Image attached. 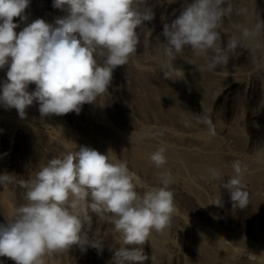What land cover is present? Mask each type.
Masks as SVG:
<instances>
[{"label":"clouds","instance_id":"1","mask_svg":"<svg viewBox=\"0 0 264 264\" xmlns=\"http://www.w3.org/2000/svg\"><path fill=\"white\" fill-rule=\"evenodd\" d=\"M29 5L30 0H0V69L7 67L0 85V106L16 109L21 119L34 103L41 119L72 112L79 115L83 105L96 103L108 93L114 70L135 55L138 29L155 16L149 0H52V7L64 12L63 16L54 23L43 18L27 23ZM234 12L246 15L247 9L235 8L234 0H183L178 15L163 25L161 33L164 78H171L165 69L185 49L203 57L205 63L185 61L199 72L212 71L227 64L230 53L245 42L264 34L262 19L250 26L237 25L239 35L222 44L219 30ZM17 17L26 24L18 33ZM30 84H35L31 92ZM197 122L206 126L210 136L216 135L210 115L197 116ZM148 159L157 169L164 168L166 148L154 150ZM231 167L234 175L226 182L215 167L207 169L206 178L220 180L233 208L244 209L249 203L244 183L247 165L235 160ZM173 182L172 174L164 171L158 185L138 191L126 160L84 145L53 155L32 179L0 174V187L18 185L24 190V203L15 207L12 218L0 223V257L15 264H45L46 256L73 245L82 251L102 250L103 242L91 239L86 231L95 215L111 223L122 238L124 246L114 251L111 264H145L149 256L144 245L152 232L171 226ZM211 204L222 206L221 197ZM151 260L154 264L155 257Z\"/></svg>","mask_w":264,"mask_h":264},{"label":"bare ground","instance_id":"2","mask_svg":"<svg viewBox=\"0 0 264 264\" xmlns=\"http://www.w3.org/2000/svg\"><path fill=\"white\" fill-rule=\"evenodd\" d=\"M150 1L157 5L159 17H166L169 21L178 15L183 3L181 0L172 4H168V0ZM237 1L238 9H247V14L235 13L232 21L229 17L231 25H235V31L237 25L250 26L251 19L254 20L251 18L254 0ZM42 7L35 0H30L27 23L36 19L35 11L46 12L47 8L42 10ZM14 22L20 23V27L15 30L17 33L26 26L18 17L14 18ZM222 29L219 30L221 36H230L234 31L228 29L230 33ZM241 49L240 52L248 56L252 77L259 75L260 69L263 73L264 63L257 59L264 56V49H259L257 40L245 42ZM185 58H177L165 69L171 76L168 79L164 78L160 70L161 59L151 60L147 57L139 64L129 65L126 75L113 85L112 94L108 89V93L99 97L96 103L83 105L79 115L71 113H74L75 124L69 126L70 131L75 132V139L83 138L99 152H110L117 160H126L135 175L138 191L158 185L161 172L169 171L172 174L174 212L171 226L163 232H152L144 245L145 254L149 256L145 264H153V256L154 264H264V131L257 127L264 120L262 73L261 79L255 77L258 81L252 87L248 85V80L245 82L240 79L242 77L225 75L227 73L224 71V74L222 70L218 73L199 72ZM6 72L7 67L0 69V85L6 79ZM34 89L35 84H30L28 90L31 92ZM240 93L248 97L250 104L259 110L255 109L246 121H242L251 128L252 134L248 135L239 125L244 110L233 112L234 115H222L219 112L224 98H232ZM38 109V104L29 106L25 118L36 117L40 114ZM3 114L19 117L16 109L0 106V115ZM204 114L212 117L215 136H210L206 126L197 122V116ZM225 119H229L228 122ZM8 130L13 131L19 141L31 142L32 153L41 162L78 147L75 139L66 138L59 130L49 136L38 135L30 131L27 125L21 124L14 127L9 125ZM161 146L166 148L167 164L157 169L148 157ZM235 160L247 165L244 183L249 193V203L244 209L233 208L230 194L221 187L220 180L206 178L207 169L215 167L221 171L226 182L234 175L231 164ZM0 189L3 190L2 187ZM6 196L12 204L14 201L7 192ZM220 197L222 204L226 205V208L223 207L225 210L211 204ZM176 208L187 214L192 223L187 218L179 217ZM101 222L107 227L110 224L104 219ZM88 230L86 228L89 237L94 239L97 234ZM109 234L112 250L116 245L123 247L114 228L110 229ZM166 251L170 252L168 263Z\"/></svg>","mask_w":264,"mask_h":264},{"label":"rangeland","instance_id":"3","mask_svg":"<svg viewBox=\"0 0 264 264\" xmlns=\"http://www.w3.org/2000/svg\"><path fill=\"white\" fill-rule=\"evenodd\" d=\"M35 1L38 2L39 5L43 6L42 10L45 9L44 7H46L47 9L49 8V11H48L49 13L47 12V9H46V12H45V10L35 11L36 12L35 13L36 19L43 18L49 23H54L55 18L65 14L61 10L55 9L52 7V0H35ZM174 1L177 2L178 0H174ZM181 1H183V0H181ZM256 2H257V0H256ZM256 2H255V0L252 2V5H253L252 10L253 11H252L251 15L253 17H251V18H253L254 20L251 19V25L254 24L255 22L259 21V20L264 19V1H262V2L258 1L257 3ZM237 3H238V1L235 2V0H234V6H235V8L238 9L239 3H238V5H237ZM149 4L150 5L153 4V10L155 9L154 12L156 14L155 18L152 21H146L144 23V25H142L138 29L139 43L137 46V51H136L135 55H133L130 58L129 63L127 65L118 66L114 70V72H113V78L114 79H112V83H111L112 85H110L111 88L109 87L110 94H112L111 90H113V87H114L113 85L116 84L117 80H119L120 78L122 79L126 75V73H127L126 70L128 69L129 65L139 64L142 61L146 60L147 57H149L151 60L161 59L160 41L163 40V37L161 36V33L163 31V25L165 23H170L171 21H169L168 18H166V17L161 19V17H159V15H158L159 11L156 9L157 5L155 3H152V1H150V0H149ZM154 4H155V6H154ZM26 11H27L26 13L28 15L29 12L27 9H26ZM39 13H41L40 16H39ZM234 14H235V12L231 16V21L234 18ZM157 16L159 18H157ZM156 18H157V20H156ZM226 19L227 20L229 19V21H227ZM226 19L222 25V28H223L222 30L232 33L228 29H230V30L233 29L235 31V29H234L235 25H233V23L231 25V21H230L229 17ZM220 30H221V28H220ZM234 31H233L232 35H230V36L227 35V36L230 38L233 35H239L236 32L237 30L235 32ZM234 33H237V34H234ZM227 36H221L222 44L226 45V43L228 41ZM256 40H257V45H258L259 49L263 50L264 49V34H261L259 37L256 38ZM243 46L238 47V49H236V51L238 50V52L235 51V53H230V59H229L227 64L219 65L212 71L218 73L219 70L220 71L222 70L221 72H223L224 74H225V72L227 73L225 75H228L231 77L235 76L237 78L242 77L240 79H243L245 82H247V80H248V82H247L248 85L255 87L256 82L259 79H261L263 77L262 80H264V72L262 73L263 70L259 68L261 70V72L260 73L256 72V73H259V75L256 74V76L254 75V77H252L253 73H251V72L253 70L252 71L249 70L250 65L248 63V56L245 52H240L242 50L241 48H243ZM154 53H156V54H154ZM184 56L185 57L189 56L188 58L193 60L197 64H204L205 63V60L203 57L192 56L190 50H188V49H185V52L180 57L185 58ZM177 58H179V57H177ZM257 61L258 62L262 61V64H263L264 63V56L262 58L259 57L257 59ZM261 73H262V77H261ZM249 74H251L250 75L251 77L249 76ZM259 76H260V78H259ZM255 77L256 78L258 77L257 78L258 80H256ZM240 101H241V103H240ZM222 103H223L221 105L222 107L219 109V112L222 115H225V113L233 114V112H236L239 110H242V111L244 110L242 112L243 113V120L239 121L240 122L239 125L243 129V131H245L244 133L246 135L250 134L251 128L249 127L247 122L244 123L242 121H244V120L246 121V119L250 116V114H253V111H255V109H256V111H259L257 109L258 107H254L252 104H250L248 97L245 98L242 93H240L238 96L234 95L232 98H231V96L229 98L226 97L222 100ZM237 103L239 104L238 106H240L241 108L237 106ZM52 116H53V118H52ZM52 116L50 118L45 117V118L41 119L40 114H38L36 117H33L31 119L30 118L21 119L20 117L13 116V115L12 116L7 115V114L0 115V173L1 174H4L5 172L15 174L17 180L32 179L35 177L36 172L39 171V169L42 166H44L47 162V160H44V159L43 160L41 159L42 160V162H41L39 160L40 158L38 159L37 156L34 154V152L32 153V150H31L32 143L31 142H30L31 143L30 144L29 142H26V141H21V140L19 141V138L13 133V131L8 130L9 125H10V127L18 126L20 124L25 125V126L27 125V128H29L30 131H32L34 133L37 132L36 134H38V135H40V133H41L42 134L41 136H46V135L49 136L51 134H54L56 130H59V131H62V133L66 136V138L75 139V136H76V135H74L75 132L74 131L71 132L70 128H69V126L72 127L75 124L74 113L72 115H71V113H68V114H65L62 116H56V115H52ZM240 119H242V118H240ZM228 120L225 119L226 122H228ZM6 125H7V128H6ZM62 126L64 128H62ZM258 128H260L261 130L264 131V120L262 123L258 124ZM61 129H64V130H61ZM75 140L78 143V147L81 145L90 146V147L92 146L87 141H85L83 138L78 139L76 137ZM2 191H4V192H2ZM6 192L9 194V197L14 201V202H12V204H11L9 199L7 200L8 196H6ZM23 195H24V190L22 188H20L18 185H10L6 188H3V190L0 189V223L6 222V219L12 218L15 207L24 203ZM223 207L226 208V205L222 204V206H220V208H222V210H225ZM176 212H177V215L179 217L187 218V220H189L190 223H192V220L190 219L189 216H187V214L182 213L178 208H176ZM101 225L104 226V229H103V226L101 227ZM105 226L106 225L101 222V218L94 215L93 219H92L91 226L87 227V229H89L88 231H90V233H92L94 235H95V233L97 234L94 237V240H100L103 242L104 247L102 250H97V249L89 247V248H87L86 251H82L79 248V246L73 245L69 249H66L62 252L55 253L54 254L55 257H54V255L52 257L46 256L44 258L45 264H111L112 258L114 255L113 252L115 250H117L116 248H120L122 246L121 244L123 242L121 241L122 240L121 236L117 233L121 239L120 240L121 242L119 241V243H121V244L118 243V245H121V246L116 245V246H114L115 248L113 247V250H112V245L110 244L111 241L109 242V236H110L109 233H110V229H112L114 227L111 223L108 225V227L106 226V229H105ZM196 228H198V227H196ZM198 230L201 231L200 227ZM168 240H170V237ZM168 240H167V242H168ZM165 254H166L165 255L166 259L169 258L170 252L168 253L166 251ZM168 260L169 259L166 260L167 261L166 263H168ZM1 263L2 264H15V261L11 260L8 257H0V264Z\"/></svg>","mask_w":264,"mask_h":264}]
</instances>
